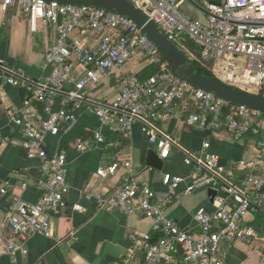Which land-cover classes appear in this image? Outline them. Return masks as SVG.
<instances>
[{
    "label": "built area",
    "instance_id": "built-area-1",
    "mask_svg": "<svg viewBox=\"0 0 264 264\" xmlns=\"http://www.w3.org/2000/svg\"><path fill=\"white\" fill-rule=\"evenodd\" d=\"M130 1L177 46L187 37L194 39L201 47V60L212 64V70L230 85L250 92L251 88L264 90V0H201L208 15L206 23L183 11L182 0ZM0 6L26 13L33 32L40 21L53 24L57 32L44 60L52 72L43 79L26 76L0 58V90L12 85L29 92L20 107L7 109L22 136L10 141L25 149L29 158L40 160L38 200L15 195L5 209L4 224L15 238L9 248H21L37 233L50 236L53 217L68 206V158L63 151L50 152L47 138L69 133L81 111L96 116L99 126L89 136L77 138L78 151L107 143L104 129L127 136L140 123L164 160L170 157L174 142L161 133L157 123L178 116L189 126L225 130L234 140L254 138L257 157L234 162L238 173H233L205 141L201 148L183 150L184 164L192 169L188 176L163 173L164 192L149 182H139L133 159L121 158L96 171L97 176L107 177L123 168L120 185L108 194L87 188L84 198L94 200L99 209L153 220L157 239L151 234L129 236L144 252L141 264H230L228 249L257 234L245 221L249 215L264 213V109L227 101L176 75L142 29L116 11L46 0H0ZM76 33L82 35L81 40L74 38ZM88 36L95 42L90 43ZM137 57L156 67V72L141 79L121 71ZM105 77H114L121 87L112 100L91 95ZM57 96L62 97L58 108ZM203 187L217 191L214 209L198 208L189 227L167 215L168 206L181 193L192 194ZM26 188L23 183L21 189ZM0 192L6 194L7 187ZM72 209L81 207L74 204Z\"/></svg>",
    "mask_w": 264,
    "mask_h": 264
},
{
    "label": "crops",
    "instance_id": "crops-1",
    "mask_svg": "<svg viewBox=\"0 0 264 264\" xmlns=\"http://www.w3.org/2000/svg\"><path fill=\"white\" fill-rule=\"evenodd\" d=\"M181 8L191 17L207 22L208 15L201 0H182ZM56 36L53 24L40 21L38 30L33 32L26 13L17 7L3 9L0 6V58L26 76L43 79L50 75L52 68L45 66L44 60ZM74 38L81 40L82 35L76 33ZM88 40L90 43L95 42L91 36H88ZM188 54L190 57L195 55L189 50ZM147 66L149 65L143 58L137 57L126 63L121 71L138 75ZM120 90L121 87L114 77H105L92 90L91 95L99 100H112ZM28 94L25 88L12 85H6L0 90V189H8L6 194L0 192V264H111L115 261L141 264L144 252L129 236L137 234L142 237L151 234L157 239L153 220L137 214L99 209L94 200L85 199L84 192L90 187L94 188L96 193L113 192L120 185L125 173V170L120 168L114 175L99 177L96 174L99 168L118 159L131 157L137 180L149 182L154 189L164 192L167 188L162 182L163 173L188 176L192 169L184 164L183 150L201 148L205 141L211 143V150L219 154L223 165L233 173H238V168H233L234 162L257 157L254 138L234 140L225 130L207 131L189 126L178 116L157 123L161 133L169 136L174 142L170 157L164 160L163 170H157L147 164L148 152L156 149L149 143L140 123L135 124L127 136L104 129L107 143L78 151L75 146L77 138L89 136L91 130L99 126L97 117L83 110L79 113L77 125L69 133L47 138L50 152L63 151L68 158V181L71 185L68 206L53 217L50 236L34 234L21 248L13 251L9 244L15 238L4 224L8 202L15 195H22L26 200L33 202L41 195L38 185L40 160L29 158L25 149L10 141L22 136L9 117L7 109L9 106L20 107ZM61 102L62 97L57 96L56 108ZM23 183H27L25 190L21 189ZM210 189L212 188L203 187L192 194L181 193L168 206L167 215L182 227L193 225L194 214L198 208L212 210L215 207L217 191L211 200ZM74 204H79L81 209L74 211ZM258 214L260 213L249 215L245 221L255 228L256 236L250 241L234 243L228 249V263L264 264V213L260 225L255 223ZM17 244L20 246L18 241ZM23 248L27 249V253L22 252Z\"/></svg>",
    "mask_w": 264,
    "mask_h": 264
},
{
    "label": "water",
    "instance_id": "water-1",
    "mask_svg": "<svg viewBox=\"0 0 264 264\" xmlns=\"http://www.w3.org/2000/svg\"><path fill=\"white\" fill-rule=\"evenodd\" d=\"M62 4L89 5L107 10H113L126 15L139 26L142 31L156 44L161 54L170 65L171 70L181 78L196 87L214 92L227 101L264 109V94L253 93L234 87L226 81L194 71L189 67L188 54L172 42L143 11L130 0H46ZM164 159L160 158L155 150H150L147 155V164L157 170H163ZM216 195L215 189H210L211 200Z\"/></svg>",
    "mask_w": 264,
    "mask_h": 264
},
{
    "label": "trees",
    "instance_id": "trees-1",
    "mask_svg": "<svg viewBox=\"0 0 264 264\" xmlns=\"http://www.w3.org/2000/svg\"><path fill=\"white\" fill-rule=\"evenodd\" d=\"M181 49H183L187 54L188 50L191 51L192 53L194 52L195 55L190 57L189 54V67L194 70V71H200L205 75L209 76H215L218 77L216 74H214L212 70V64L204 62L200 58V50L201 47L200 45L192 38L187 37L186 41H184L183 45L180 46ZM156 67L154 66H147L145 67L140 73H138L139 78L145 79L152 75L153 73L156 72ZM219 78V77H218ZM247 91V90H245ZM257 93V92H256ZM258 94H264V90L259 91ZM79 134V133H78ZM263 219V214L260 212V214L257 215L256 217V224L260 225V221Z\"/></svg>",
    "mask_w": 264,
    "mask_h": 264
},
{
    "label": "rangeland",
    "instance_id": "rangeland-1",
    "mask_svg": "<svg viewBox=\"0 0 264 264\" xmlns=\"http://www.w3.org/2000/svg\"><path fill=\"white\" fill-rule=\"evenodd\" d=\"M221 77H222V76H221ZM222 78L224 79V77H222ZM223 79H222V80H223ZM251 92H253V93H256V92H257V93H259L258 90H257L256 88H251Z\"/></svg>",
    "mask_w": 264,
    "mask_h": 264
}]
</instances>
